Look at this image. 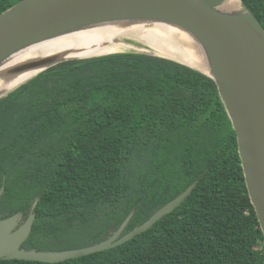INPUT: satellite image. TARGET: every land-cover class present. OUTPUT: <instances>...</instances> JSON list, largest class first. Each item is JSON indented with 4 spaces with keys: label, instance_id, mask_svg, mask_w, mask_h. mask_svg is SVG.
Masks as SVG:
<instances>
[{
    "label": "trees",
    "instance_id": "16d2710c",
    "mask_svg": "<svg viewBox=\"0 0 264 264\" xmlns=\"http://www.w3.org/2000/svg\"><path fill=\"white\" fill-rule=\"evenodd\" d=\"M21 0H0V14ZM264 26V0H242ZM132 240L59 263L264 264L237 133L214 79L128 52L60 63L0 99V218L36 199L25 248L95 245L127 234L191 185Z\"/></svg>",
    "mask_w": 264,
    "mask_h": 264
},
{
    "label": "water",
    "instance_id": "95a60500",
    "mask_svg": "<svg viewBox=\"0 0 264 264\" xmlns=\"http://www.w3.org/2000/svg\"><path fill=\"white\" fill-rule=\"evenodd\" d=\"M227 1L21 0L0 14V69L12 56L31 45L106 22H161L190 33L203 46L211 74L199 71L215 80L237 133L247 189L264 234V26L247 6L227 9ZM142 53L166 58L152 52ZM74 59L42 57L11 68L1 73L0 78L12 81L23 71L41 69L37 76ZM19 86L7 90L0 99ZM195 186L196 183L127 234L123 232L134 211L109 239L66 250L22 247L36 221L35 210L39 203L36 199L29 217L20 227L22 213L0 218V260L59 263L120 246L172 213ZM4 192L5 185L0 190V199Z\"/></svg>",
    "mask_w": 264,
    "mask_h": 264
},
{
    "label": "bare ground",
    "instance_id": "6f19581e",
    "mask_svg": "<svg viewBox=\"0 0 264 264\" xmlns=\"http://www.w3.org/2000/svg\"><path fill=\"white\" fill-rule=\"evenodd\" d=\"M225 7L236 9L241 7V1L228 0ZM121 39L140 41L154 54L211 74L204 48L193 35L166 23L151 21L106 22L31 45L12 56L0 69V74L42 57L84 59L119 52L125 46L118 42ZM40 71H23L12 81L0 78V96L27 82Z\"/></svg>",
    "mask_w": 264,
    "mask_h": 264
},
{
    "label": "rangeland",
    "instance_id": "374dc122",
    "mask_svg": "<svg viewBox=\"0 0 264 264\" xmlns=\"http://www.w3.org/2000/svg\"><path fill=\"white\" fill-rule=\"evenodd\" d=\"M242 6H243V3L241 1V7ZM238 8H240V7H238ZM118 42L123 43V45H125V46H123L119 52L117 51V52L111 53V54L128 53V52H137V53H142V52H149L150 53L151 52L150 49H149V47H147V45L141 43L140 41H135V40H132V39H121ZM144 54H146V53H144ZM108 55H110V54H108ZM103 56H107V55H103ZM97 57H101V56H97ZM92 58H95V57H92Z\"/></svg>",
    "mask_w": 264,
    "mask_h": 264
},
{
    "label": "flooded vegetation",
    "instance_id": "af4514ba",
    "mask_svg": "<svg viewBox=\"0 0 264 264\" xmlns=\"http://www.w3.org/2000/svg\"><path fill=\"white\" fill-rule=\"evenodd\" d=\"M25 221H26V220H25ZM25 221H23V220H22V217H21V220H20V222H19V225H18V227H20V226H21V225H22V224H23ZM25 243H26V242H25ZM25 243H24V244H25ZM24 244H23V246H22V247H24V246H25ZM24 248H25V247H24Z\"/></svg>",
    "mask_w": 264,
    "mask_h": 264
}]
</instances>
